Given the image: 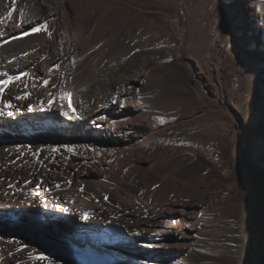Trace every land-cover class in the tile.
Instances as JSON below:
<instances>
[{
	"label": "bare ground",
	"instance_id": "6f19581e",
	"mask_svg": "<svg viewBox=\"0 0 264 264\" xmlns=\"http://www.w3.org/2000/svg\"><path fill=\"white\" fill-rule=\"evenodd\" d=\"M118 1L0 0V73L22 77L0 97V107L5 97L15 106L14 116H0V264H264V230L253 225L241 196L231 198L229 225L216 229L212 193L224 191V181L179 148L177 134L169 132L173 143L166 144L173 125L160 109L146 112L177 94L183 59L145 49L133 17L151 18ZM251 4L235 0L248 22L239 71L262 72L253 82L258 88L264 36H255ZM43 21L48 30L32 33ZM194 81L208 99L203 114L216 105L232 116L227 163L246 160L259 180L242 148V116L233 111L241 104H224L197 74ZM84 213L92 218L82 220ZM41 252L50 259L36 260Z\"/></svg>",
	"mask_w": 264,
	"mask_h": 264
},
{
	"label": "rangeland",
	"instance_id": "374dc122",
	"mask_svg": "<svg viewBox=\"0 0 264 264\" xmlns=\"http://www.w3.org/2000/svg\"><path fill=\"white\" fill-rule=\"evenodd\" d=\"M250 2L254 15L252 27L257 29L255 36L259 39L264 36V0ZM118 3L127 5L135 14L144 8L151 18L141 23L137 15L133 17L134 35L144 37L145 49L166 50L175 60L178 61L179 55L183 59L178 63L184 79L173 86L177 94L150 106L146 112L160 109L161 119L173 125L166 132V144L173 143L167 135L169 132L177 134L184 141L179 148L192 150L196 162L207 161L224 181V191L214 189L212 193L213 206L220 209L212 220L214 227L222 229L229 225L225 218L233 214L235 205L230 201L237 193L253 225L264 230V86L253 85L263 73L245 75L239 71V52H247L242 40L248 22L237 11L235 0H120ZM150 62L155 60L150 58ZM194 74L224 104L231 107L241 104L233 111L243 119L242 148L249 150L260 182L246 160H239L238 165L227 163L232 116L221 112L216 105L211 112L203 114L202 107L208 99L202 86L194 81ZM150 83L151 78L142 80L144 86ZM201 181L199 178L198 182ZM194 202L202 205L199 198ZM34 208L38 207H31ZM145 249L172 251L153 246Z\"/></svg>",
	"mask_w": 264,
	"mask_h": 264
},
{
	"label": "snow or ice",
	"instance_id": "6c2138e0",
	"mask_svg": "<svg viewBox=\"0 0 264 264\" xmlns=\"http://www.w3.org/2000/svg\"><path fill=\"white\" fill-rule=\"evenodd\" d=\"M8 15L11 17L12 16V12H9ZM47 22L46 21H43V22H39V23H36L34 24V26L32 27L31 29V32L32 33H37V32H41V31H47ZM49 35H51L50 32H48ZM56 67L58 68L59 65H56ZM29 74L28 73H23V76H28ZM6 77V78H4ZM21 75H9L8 73H0V97H3L4 95V92H5V89L8 85L12 84L13 82L15 81H20L21 80ZM44 85L47 86L48 85V81L47 80H44L43 81ZM28 93H25L24 95H17L15 97L16 100H22V99H26L28 98ZM5 100L7 102H3V107H0V116H4V115H7L8 117H12L15 115V112L12 110L14 109V105L10 102L11 101V98L10 97H5ZM68 107L71 108L72 105H71V99H69V103H68ZM5 109H7V111H5ZM28 111H32V108L31 107H28ZM66 148V150L68 152H73L74 149L72 147H69V146H64ZM53 151H58V149H53ZM30 183V182H29ZM9 187H12V185H9ZM57 188L60 187L59 184L56 185ZM81 191H83V188L80 189ZM36 193L34 192V195ZM105 200L108 199L107 196L104 197ZM61 211H66V209H61ZM92 217L89 216L88 213H84L82 216H81V219L82 220H85V221H88L89 219H91ZM36 260L38 261H48L50 259V256L49 255H45L44 253H38L35 257H34Z\"/></svg>",
	"mask_w": 264,
	"mask_h": 264
}]
</instances>
